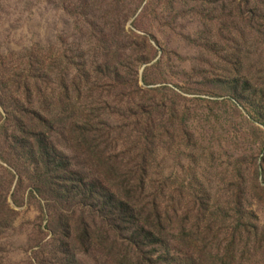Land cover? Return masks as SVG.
Returning <instances> with one entry per match:
<instances>
[{"label":"rangeland","instance_id":"rangeland-1","mask_svg":"<svg viewBox=\"0 0 264 264\" xmlns=\"http://www.w3.org/2000/svg\"><path fill=\"white\" fill-rule=\"evenodd\" d=\"M35 113L89 179L73 122L112 130L105 156L138 213L161 190L173 227L210 225L201 260L168 231L179 264H264V0H0V264H40L61 239L75 264H129L81 251L77 210L65 238L71 203L33 180L19 129Z\"/></svg>","mask_w":264,"mask_h":264},{"label":"trees","instance_id":"trees-1","mask_svg":"<svg viewBox=\"0 0 264 264\" xmlns=\"http://www.w3.org/2000/svg\"><path fill=\"white\" fill-rule=\"evenodd\" d=\"M61 87L64 91L65 86ZM35 115L36 120L39 121L37 127H31L33 120L29 119L30 125L26 126L20 122L19 129L22 132L26 130L23 139L28 146L36 145L37 147L38 154L32 160L35 170L32 175L33 180L39 181L41 176H44L49 181V189L52 194L50 199L54 202L63 199L66 203H71L72 207H68V211L65 212L67 215L65 238H67L68 227L71 225L72 215L75 213L73 210H77L81 212L79 219L84 227L82 230L84 243H82L81 251L85 254L95 250L99 256L106 257L110 261L116 262L122 258L129 264H132V256L135 257V264H179L176 258H172L167 244L169 239L167 237L170 235L168 231L176 230L180 234L174 237L188 239L186 245H183L182 241L179 242L182 249L192 252L199 260L202 259L207 248L200 241L207 238L206 235L210 232L209 224L203 229L199 225L187 229L185 223L190 218L187 215L181 218L185 222L180 223L178 227H173L166 209L163 210L161 207V190L151 196L150 203L147 204L150 207L144 210L148 214H140L132 209V204L126 201L127 196L118 191L120 184L116 182L118 181L116 171L119 170L116 167L117 162L112 161L114 157L105 156L112 144L114 134L112 130L101 127L99 123L91 126L89 123L93 120L90 117H86L81 123L73 122L74 128H72L69 137L72 143L75 142L74 144L92 162L87 165L89 169H94L96 174L95 179H89L75 170L72 163L58 152L50 135L42 127L43 124L48 123V120L36 113ZM55 123L53 121L49 125L53 126ZM77 139L81 142H76ZM124 155L132 158L130 151L124 152ZM129 160L126 166L132 178V159ZM144 162L145 160L142 163ZM142 173L145 174V172ZM129 179L126 178L123 181L126 182ZM111 180L113 183L109 184ZM138 181L137 190H144L145 178L140 176ZM128 193L132 194V188ZM73 207L76 208L73 209ZM80 207L82 208L80 209ZM175 214L177 213L175 212ZM62 241L64 239L60 240L59 247L54 246L48 252L49 259L45 258L39 263L75 264L74 255H70L68 252L69 245ZM191 263L197 264L195 260ZM101 264H109V262Z\"/></svg>","mask_w":264,"mask_h":264}]
</instances>
